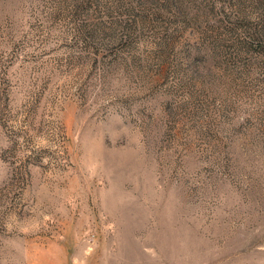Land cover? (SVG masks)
Returning <instances> with one entry per match:
<instances>
[{
  "label": "rangeland",
  "instance_id": "rangeland-1",
  "mask_svg": "<svg viewBox=\"0 0 264 264\" xmlns=\"http://www.w3.org/2000/svg\"><path fill=\"white\" fill-rule=\"evenodd\" d=\"M0 0V264H264V0Z\"/></svg>",
  "mask_w": 264,
  "mask_h": 264
},
{
  "label": "trees",
  "instance_id": "trees-1",
  "mask_svg": "<svg viewBox=\"0 0 264 264\" xmlns=\"http://www.w3.org/2000/svg\"><path fill=\"white\" fill-rule=\"evenodd\" d=\"M149 1L150 0H136L137 4L144 5V6H147ZM169 2L171 3L172 8H174L175 4L179 2V0H169ZM260 25L261 26L259 30L255 31V33H257V36L260 39V42H259L260 49L259 50L264 54V20L261 21Z\"/></svg>",
  "mask_w": 264,
  "mask_h": 264
}]
</instances>
